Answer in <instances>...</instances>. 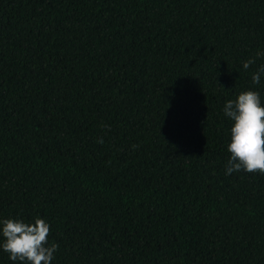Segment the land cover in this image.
I'll list each match as a JSON object with an SVG mask.
<instances>
[{
	"label": "trees",
	"instance_id": "1",
	"mask_svg": "<svg viewBox=\"0 0 264 264\" xmlns=\"http://www.w3.org/2000/svg\"><path fill=\"white\" fill-rule=\"evenodd\" d=\"M261 51L264 0H0V220H46L52 264H264L223 112L264 105Z\"/></svg>",
	"mask_w": 264,
	"mask_h": 264
},
{
	"label": "clouds",
	"instance_id": "2",
	"mask_svg": "<svg viewBox=\"0 0 264 264\" xmlns=\"http://www.w3.org/2000/svg\"><path fill=\"white\" fill-rule=\"evenodd\" d=\"M264 57V51L257 52ZM255 63V58L243 63L245 70ZM264 76V65L252 75V83L260 84ZM224 115L233 124L230 129L226 175L244 171L264 175V105L257 91L241 92L235 100L226 101ZM104 127H108L104 125ZM98 143H103L99 139ZM137 145H133L135 149ZM0 232L4 242L0 247L9 254L10 260L20 264H52L59 245L49 244L50 224L37 217L34 222L7 218L0 220Z\"/></svg>",
	"mask_w": 264,
	"mask_h": 264
}]
</instances>
